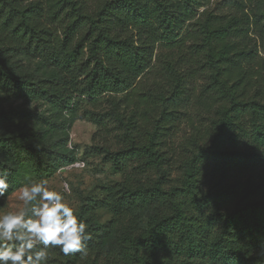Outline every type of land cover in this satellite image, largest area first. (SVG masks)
I'll return each mask as SVG.
<instances>
[{"label":"trees","instance_id":"16d2710c","mask_svg":"<svg viewBox=\"0 0 264 264\" xmlns=\"http://www.w3.org/2000/svg\"><path fill=\"white\" fill-rule=\"evenodd\" d=\"M203 1L0 0V94L67 113L86 103L93 150L122 177L77 214L87 255L51 248L47 264H264V58L245 42L264 14L250 24L246 13H199ZM25 51L59 53V77L16 75L3 58ZM191 114L200 127L175 147ZM28 144L0 137L6 196L36 151ZM99 209L113 215L106 226Z\"/></svg>","mask_w":264,"mask_h":264},{"label":"rangeland","instance_id":"374dc122","mask_svg":"<svg viewBox=\"0 0 264 264\" xmlns=\"http://www.w3.org/2000/svg\"><path fill=\"white\" fill-rule=\"evenodd\" d=\"M236 1L238 0H204L199 13L205 10L214 15L235 13L243 16V13H246L250 17V24L255 20L258 11L264 14V0L245 2V8L239 11L234 4ZM245 42L258 57L264 58V19L261 28L249 26ZM168 50L157 44L155 54L163 55L168 53ZM58 54L57 52L40 54L25 51L17 55L8 54L3 59L16 75L33 79L56 78L59 77L61 69L53 57ZM155 64L156 60L153 65ZM150 78L154 82L158 76L152 75ZM201 85H203L202 79L194 81L193 89L197 94L193 96L199 94ZM89 110L86 103L75 101V105L67 113L64 109L44 101L22 100L0 94V112L9 115L8 120L0 121V137L18 138L19 141L29 143L28 145L36 150H31L28 156L23 154L21 159L23 165L20 166V174L12 194L6 198H0V215L16 211L22 206V202L14 193L16 189L31 181L47 180L50 189L60 192H62L63 184L67 182L71 193L67 195L66 201L73 208L75 215L89 201H103L106 198V189L122 181L121 175L117 174L111 165L104 163L93 150V137L97 127L85 116ZM189 117L192 118V122L183 121L178 128L173 142L175 147L180 148L190 138L192 124L200 127L201 123L197 118L192 114ZM205 117H201L200 120L202 121ZM70 138L73 147L78 151V154H74L75 159L81 161L78 159L82 158L86 166L83 169L67 166L68 168L60 173L58 168L70 155L71 149L67 147ZM95 214L100 227L106 226L113 219L112 213L106 209H99L95 211ZM148 214L150 212H136L135 218L140 223H145Z\"/></svg>","mask_w":264,"mask_h":264},{"label":"clouds","instance_id":"9594fccd","mask_svg":"<svg viewBox=\"0 0 264 264\" xmlns=\"http://www.w3.org/2000/svg\"><path fill=\"white\" fill-rule=\"evenodd\" d=\"M67 147L72 149L71 138ZM84 161L71 167L84 168ZM8 174L0 172V198H6ZM71 189L67 182L63 192L50 189L47 180L31 181L15 191L22 206L0 215V264H47L49 250L59 248L65 255L79 252L86 256L83 243L91 239L86 224L66 201Z\"/></svg>","mask_w":264,"mask_h":264},{"label":"built area","instance_id":"2783aa9c","mask_svg":"<svg viewBox=\"0 0 264 264\" xmlns=\"http://www.w3.org/2000/svg\"><path fill=\"white\" fill-rule=\"evenodd\" d=\"M73 168V167H72ZM72 168H70V169H72ZM83 169V168H82ZM62 192H63V189H62Z\"/></svg>","mask_w":264,"mask_h":264}]
</instances>
